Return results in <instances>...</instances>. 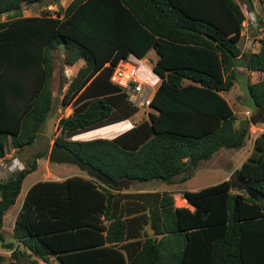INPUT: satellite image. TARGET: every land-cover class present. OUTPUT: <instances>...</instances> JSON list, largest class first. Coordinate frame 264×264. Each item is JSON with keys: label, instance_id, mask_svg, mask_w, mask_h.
<instances>
[{"label": "trees", "instance_id": "obj_1", "mask_svg": "<svg viewBox=\"0 0 264 264\" xmlns=\"http://www.w3.org/2000/svg\"><path fill=\"white\" fill-rule=\"evenodd\" d=\"M42 1L0 0V156L9 143L29 144L49 113L57 47L64 63L83 64L63 91L60 102L71 111L58 117L53 141L110 177L169 183L219 147L243 144L247 121L235 127L219 93L230 87L240 56L245 15L236 0H69L55 11L21 13ZM259 20L264 25V2ZM258 41L245 66L264 73V37ZM149 49L159 82L147 101L155 110L148 122L112 138H67L137 110L109 74L128 53ZM245 87L260 106L264 76ZM39 156L0 179V226ZM235 169L258 199L230 188L228 178L183 189L192 208L174 205L168 190L122 191L76 174L37 179L13 219L14 242L0 231V247L9 250L0 264L22 256L31 264L49 256L59 264H264V129Z\"/></svg>", "mask_w": 264, "mask_h": 264}, {"label": "rangeland", "instance_id": "obj_2", "mask_svg": "<svg viewBox=\"0 0 264 264\" xmlns=\"http://www.w3.org/2000/svg\"><path fill=\"white\" fill-rule=\"evenodd\" d=\"M68 1L69 0H46L47 4L42 1L39 3L22 5L20 10L23 15L38 14L42 8L55 11L59 5L64 6ZM236 1L245 15V18L241 22V36L238 41L240 56L233 66L235 74L230 87L219 92L227 100L233 111V125L237 127L241 123H244L245 120L247 121L248 131L243 144L235 148L219 147L207 159L199 160L193 168L175 175L173 182L165 183L157 179H150L147 181L135 180L127 188L122 187V191L161 192L166 189L172 192L174 205H181L183 204L182 202H185L183 198L181 199V191L183 189H196L200 186L227 178L228 174L235 169L246 156L251 147L253 137L264 129V104L260 106L254 105L245 87L247 82L256 81L264 76L263 72L248 70L245 66L247 52L256 50L258 46L257 39L264 37V25L259 20L261 17V5L264 0ZM0 19H3V16H0ZM52 54L53 69L50 78L51 108L49 113L39 127L35 138L29 144L16 149L9 143L5 149L6 154L0 157V179H3L13 172V170L26 165L34 152L37 151L41 153V156L36 158L35 168L24 175L14 202L3 213L0 231L3 236V241L5 242H14L11 226L24 192L30 183L37 179H61L64 176L72 174L89 177L83 170H80L74 164L47 161L50 143L55 136L60 134L59 129L56 127L57 119L59 116H65L70 112V106L68 104L62 105L60 100L65 85L71 77V73L64 70L63 65H65V63L62 61V49L57 47L52 50ZM152 55H155V53L150 49L144 55L145 61L135 60L133 58L130 60L135 67V76L141 78L140 90L136 91V95L132 98L134 101H138L139 98L141 100V96L143 98L145 94L148 93V90L155 84V77L151 73L148 62L149 57ZM130 93H132V91H130ZM141 106L142 108L139 112H142V117H145V105ZM67 138L73 137L67 136ZM189 171V175L185 178H180L182 174ZM8 253L9 251H7V249L0 247V256L2 259L8 258ZM38 262L40 264H59L53 256H49L46 262L41 259H38ZM19 264H31L30 258L22 256Z\"/></svg>", "mask_w": 264, "mask_h": 264}, {"label": "crops", "instance_id": "obj_3", "mask_svg": "<svg viewBox=\"0 0 264 264\" xmlns=\"http://www.w3.org/2000/svg\"><path fill=\"white\" fill-rule=\"evenodd\" d=\"M241 33V31H240ZM259 39V38H258ZM257 39V41H258ZM258 44H259V41H258ZM258 49V46L256 48V50ZM150 50V49H149ZM153 50V49H151ZM254 50V51H256ZM148 51V50H147ZM154 51V50H153ZM147 53V52H146ZM155 53V52H154ZM145 55V54H144ZM141 56V57H136L134 56L132 53H128L127 57L125 59H120V61L122 60H126L128 62H130V60L135 59V60H140V61H145V57ZM156 53L155 55H152L151 57H149L148 59V62H149V68L151 70V73L154 75L155 77V84L154 86L148 90V93L145 94V96L142 98L141 96V100L139 98L138 101H134L132 98L134 95H136L137 92H133V93H129L127 92V96H128V99L130 101H132L134 104H136L138 106L137 110L135 112H133L132 114H130L129 116L127 117H124V118H120V119H117V120H114V121H110V122H107L105 124H102V125H98V126H95V127H91L89 129H85V130H82V131H78V132H75L74 134L71 135V137H73V139H89V138H94V137H104V138H112V137H115L119 134H121L122 132L130 129L131 127L139 124V123H147L148 122V113L149 112H155V110L148 106L147 105V101L148 99L150 98L155 86L158 84L159 82V76L154 72L152 71L151 69V65L153 64L155 58H156ZM132 63V62H130ZM83 64V59L82 58H77L75 59L72 63L70 64H67L65 63V65H63L64 67V70L66 72H70L71 73V76H73L77 70V68ZM256 71V70H255ZM66 74V73H65ZM52 75V74H51ZM68 75V74H66ZM138 81L141 82V78L140 77H137ZM67 84V83H66ZM66 87V85H65ZM65 89V88H64ZM222 91V90H221ZM220 93V92H219ZM227 101V100H226ZM141 103V104H140ZM140 104V105H139ZM69 105V104H68ZM141 105H145V114L146 116L145 117H142L143 116V113L142 112H139L140 109L142 108ZM70 106V105H69ZM70 111H71V106H70ZM136 115V116H135ZM6 154V153H5ZM173 182V181H172ZM170 183V182H169ZM207 185V184H206ZM204 186V185H203ZM201 187V186H200ZM199 188V187H198ZM195 189V188H193ZM197 189V188H196ZM166 190V189H165ZM171 195H172V192H171ZM173 197V196H172ZM184 199L185 202H182L183 204L181 205H186L188 206L189 208H192L191 205H189L185 198L181 196V199ZM22 200V199H21ZM174 202V201H173ZM174 204V203H173ZM12 231V230H11ZM9 251V250H7ZM45 262V261H44Z\"/></svg>", "mask_w": 264, "mask_h": 264}, {"label": "water", "instance_id": "obj_4", "mask_svg": "<svg viewBox=\"0 0 264 264\" xmlns=\"http://www.w3.org/2000/svg\"><path fill=\"white\" fill-rule=\"evenodd\" d=\"M47 161L56 163L66 162L74 164L80 170H83L87 176L94 178L101 184H108L113 187L120 186L123 188H127L131 183L135 181V178L128 177L125 175H117L114 177H110L106 173L102 172L98 167L93 166L87 161H83L68 147L63 144L57 143L56 141H52L50 143L47 153ZM227 178L229 181L230 188H234L236 190H243L246 195H248L250 198L258 199L257 192L238 176L236 169H233L228 174ZM32 264L40 263L35 262Z\"/></svg>", "mask_w": 264, "mask_h": 264}, {"label": "built area", "instance_id": "obj_5", "mask_svg": "<svg viewBox=\"0 0 264 264\" xmlns=\"http://www.w3.org/2000/svg\"><path fill=\"white\" fill-rule=\"evenodd\" d=\"M109 81L118 85L124 91L129 93L130 91H132V93H135L136 91L140 90L141 82H139L137 77L135 76V67L132 63L126 60H119L113 66L112 71L109 74Z\"/></svg>", "mask_w": 264, "mask_h": 264}, {"label": "flooded vegetation", "instance_id": "obj_6", "mask_svg": "<svg viewBox=\"0 0 264 264\" xmlns=\"http://www.w3.org/2000/svg\"><path fill=\"white\" fill-rule=\"evenodd\" d=\"M262 104H264V101H263V103H262ZM262 104H261V105H262Z\"/></svg>", "mask_w": 264, "mask_h": 264}]
</instances>
